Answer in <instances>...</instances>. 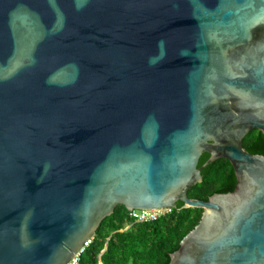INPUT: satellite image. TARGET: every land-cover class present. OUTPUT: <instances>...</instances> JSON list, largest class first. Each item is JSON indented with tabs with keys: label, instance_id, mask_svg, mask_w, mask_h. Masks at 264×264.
Here are the masks:
<instances>
[{
	"label": "water",
	"instance_id": "water-1",
	"mask_svg": "<svg viewBox=\"0 0 264 264\" xmlns=\"http://www.w3.org/2000/svg\"><path fill=\"white\" fill-rule=\"evenodd\" d=\"M253 129L264 0H0V264H66L117 205L177 202L203 212L168 264H264ZM220 158L234 190L189 198Z\"/></svg>",
	"mask_w": 264,
	"mask_h": 264
},
{
	"label": "trees",
	"instance_id": "trees-1",
	"mask_svg": "<svg viewBox=\"0 0 264 264\" xmlns=\"http://www.w3.org/2000/svg\"><path fill=\"white\" fill-rule=\"evenodd\" d=\"M242 146L252 154L264 155V135L251 130ZM208 154L198 161L201 167ZM202 181L191 186L189 198L208 200L214 194L232 192L236 178L232 165L220 158L201 169ZM178 202L172 212L152 222H135L124 205L119 204L105 217L92 236L80 264H168L169 255L178 249L181 239L199 222L201 208H182Z\"/></svg>",
	"mask_w": 264,
	"mask_h": 264
},
{
	"label": "built area",
	"instance_id": "built-area-1",
	"mask_svg": "<svg viewBox=\"0 0 264 264\" xmlns=\"http://www.w3.org/2000/svg\"><path fill=\"white\" fill-rule=\"evenodd\" d=\"M173 208H156V209H135L130 211V217L135 222H152L171 213ZM92 237L87 239L83 245L73 254L66 264H80V258L86 248L91 244Z\"/></svg>",
	"mask_w": 264,
	"mask_h": 264
},
{
	"label": "flooded vegetation",
	"instance_id": "flooded-vegetation-1",
	"mask_svg": "<svg viewBox=\"0 0 264 264\" xmlns=\"http://www.w3.org/2000/svg\"><path fill=\"white\" fill-rule=\"evenodd\" d=\"M253 130H254V129H253ZM256 130H257V129H256ZM250 131H251V130H250ZM250 131H249V132H250ZM249 132H248V133H249ZM177 203H178V202H177Z\"/></svg>",
	"mask_w": 264,
	"mask_h": 264
}]
</instances>
